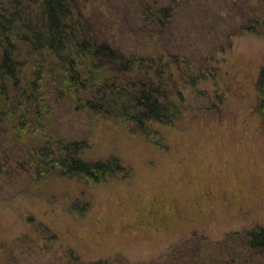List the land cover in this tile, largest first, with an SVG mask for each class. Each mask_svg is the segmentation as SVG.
I'll return each mask as SVG.
<instances>
[{
  "label": "rangeland",
  "instance_id": "obj_1",
  "mask_svg": "<svg viewBox=\"0 0 264 264\" xmlns=\"http://www.w3.org/2000/svg\"><path fill=\"white\" fill-rule=\"evenodd\" d=\"M78 2L98 39L163 56L156 73L170 62L164 76L183 95L181 114L172 126L154 125L146 141L128 124L56 102L45 134L86 140L84 160L114 155L131 171L94 185L66 177L36 184L2 138L0 264H264L240 237L225 240L264 227V30L241 29L246 5L262 11L264 0ZM161 5L174 8L164 32L143 13Z\"/></svg>",
  "mask_w": 264,
  "mask_h": 264
},
{
  "label": "trees",
  "instance_id": "obj_2",
  "mask_svg": "<svg viewBox=\"0 0 264 264\" xmlns=\"http://www.w3.org/2000/svg\"><path fill=\"white\" fill-rule=\"evenodd\" d=\"M143 13L164 32L174 8L153 6ZM244 14L241 29L262 35L264 9L247 4ZM98 35L78 0H0V143L5 139L16 147L15 163L20 170L29 167L36 184L66 177L94 185L107 177L131 174L114 155L104 161L84 160L86 140L64 139L52 130L45 134L54 123L56 102L69 100L78 111L128 124L146 141L157 135L154 125L172 126L181 114L183 95L174 86L169 90L170 79L164 76L170 62L156 73L154 63H163V56L156 60L150 54L124 53ZM170 61L180 67L178 57ZM258 90L264 120V69ZM4 173L0 161V177ZM236 237L247 254H264V227L232 233L225 240ZM200 250L199 255L205 256L203 247ZM72 261L79 263L78 258ZM121 263L132 264L125 259Z\"/></svg>",
  "mask_w": 264,
  "mask_h": 264
}]
</instances>
